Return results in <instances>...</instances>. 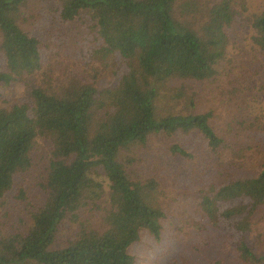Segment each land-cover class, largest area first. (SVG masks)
<instances>
[{"label": "trees", "instance_id": "16d2710c", "mask_svg": "<svg viewBox=\"0 0 264 264\" xmlns=\"http://www.w3.org/2000/svg\"><path fill=\"white\" fill-rule=\"evenodd\" d=\"M40 1H54L42 16L45 25L52 24L54 34L50 29L49 36L26 23L24 10L30 0H0V98L2 88L17 82L27 88L24 98L0 109V201L15 187L16 174L30 167L36 135L49 140L39 183L43 201L25 230L0 235V264H133L130 247L142 232L160 239L165 212L156 199L162 177L153 172L145 180L131 178L118 154L131 143L145 145L161 135L168 154L191 161L193 150L183 139L194 134L211 156L221 153L223 138L211 124V111L188 113L183 107L182 112H171L167 107L162 113L159 102L169 88L178 89L181 97L183 82L192 90L194 83L213 80L245 0H209L201 7L203 16L202 10L196 11V1L186 0L181 20L175 16L178 0ZM29 11L26 16L31 18ZM193 19L199 22L197 29ZM78 23L87 27L96 54L118 56L122 64L98 84L86 77H69L57 91L35 84L49 48L47 39H65ZM250 23L252 42L264 50V9ZM239 26L243 32L245 27ZM174 82L178 88L171 87ZM186 104H194L191 97ZM227 161L232 170L219 162L212 173L194 165L201 170L198 181L206 186L197 197L211 227L206 231L213 234L206 236V245L219 250L217 264L233 258L264 264V251H258L251 238L253 217L264 209V165L250 173L240 162ZM180 167L173 177L179 171L188 173L187 167ZM16 187L14 195L20 199L23 190ZM88 198L94 203L103 198L105 229L82 227L66 245L55 247L63 222L75 217ZM211 237L213 244L208 242Z\"/></svg>", "mask_w": 264, "mask_h": 264}, {"label": "rangeland", "instance_id": "374dc122", "mask_svg": "<svg viewBox=\"0 0 264 264\" xmlns=\"http://www.w3.org/2000/svg\"><path fill=\"white\" fill-rule=\"evenodd\" d=\"M185 1L177 2L179 7L175 16L180 20L185 16ZM195 1L200 5L196 11L202 10L200 15L203 16V4L209 0ZM53 2L30 0L29 9L24 10L26 23L38 33L46 32L44 35L49 36L52 29L51 33L54 34L52 24L49 28L50 21L45 25L42 20V16L47 14V5L51 6ZM263 9L264 0H245L244 9L238 10V17L234 21L236 29L230 33L228 51L218 62V72L212 81L194 83L192 90L195 95L183 82L184 90L179 92L181 97H178V89L169 88L163 92L165 97L158 103L162 113L167 107L171 112H182L183 107L188 113L211 111V124L223 138L219 155L211 156L205 142L196 134L183 139L184 144L193 150L194 158L191 161L188 158L175 160L168 154L167 140L161 135L151 137L145 145L131 143L120 150L118 160L131 178L138 175L145 180L153 172L162 177L158 179L160 185L156 199L158 206L165 212L160 239L154 240L147 232H142L130 247L133 264H168L171 260L187 264L190 254L191 264L218 263L219 250L213 245H206V236L213 234L206 231L211 227H208V221L197 201L199 190L206 186L203 180L198 181L201 170L194 165H201L210 173L218 166V162L227 165L223 168L232 170L227 160L240 162L250 173L264 165V50L252 42L253 30L250 23L252 16ZM28 11L32 14L31 18L26 16ZM195 20L190 22L197 29L199 22ZM238 25L242 30L245 27V30H239ZM67 33V37L62 40H54L52 37L47 39L49 48L44 52L43 66L35 75V84L48 91L60 90L69 77H86L98 84L108 79L109 73L122 64V59L118 56L102 58L94 52V43L90 42L89 31L84 24L74 25ZM82 80L86 81L85 78ZM198 84L202 85L194 89ZM171 87L178 88L179 85L174 82ZM2 92L0 109H7L26 96L27 88L22 82H17L12 87L2 88ZM188 96L194 102L192 106L186 104ZM48 146V136L37 134L30 152V167L16 174L15 187L6 194L4 201H0V235L25 230L31 223L30 215L41 205L44 192L39 183L42 182L48 160ZM182 164L187 167L188 173L179 171L173 177L172 173H177V167L181 168ZM101 179L99 175L97 180ZM103 180L107 189V181L105 178ZM17 185L23 190V197L20 199L14 195ZM104 208L103 198L96 203L89 198L85 199L77 209L76 216L63 222L54 246L66 245L82 227L103 231L106 227ZM251 238L254 247L258 251H264V209L258 210L253 217ZM213 240L211 237L208 242L213 244ZM224 264L242 262L233 258Z\"/></svg>", "mask_w": 264, "mask_h": 264}]
</instances>
